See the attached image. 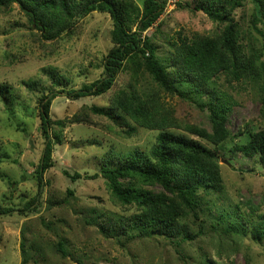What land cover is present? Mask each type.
<instances>
[{
	"label": "rangeland",
	"instance_id": "1",
	"mask_svg": "<svg viewBox=\"0 0 264 264\" xmlns=\"http://www.w3.org/2000/svg\"><path fill=\"white\" fill-rule=\"evenodd\" d=\"M134 1L142 5L144 0ZM196 1L167 0L164 14L143 34L172 74L177 71V47L222 30L204 11L194 10ZM254 12L255 4L248 2L236 16L246 31L244 42L259 48L263 38L251 27ZM112 28L108 14L93 12L71 33L50 41L31 29L18 3L0 8V85H10L19 97L14 104L9 94L4 98L0 92V206L23 211L39 194L35 171L44 140L39 131L40 95L52 90L55 78L66 79L69 89L99 79L113 45ZM136 28L134 24L132 29ZM125 67L104 95L76 99L59 92L53 100L51 131L59 139L52 155L54 166L44 174L45 185L32 210L0 216V264H21L22 242L28 264H264V239L252 237L254 224L264 214V160L248 158L235 148L247 143L251 131L264 130L260 80L254 83L253 75L239 81L222 75L218 80L216 87L231 106L226 124L231 136L211 146L187 130L198 126L213 131L207 94L179 84L170 95L147 74L138 81L140 70L137 73L133 63ZM134 85L161 105L159 112H169L175 122L171 130L212 147L221 165V188L204 196L198 219L205 221L207 234L179 249L165 238L133 235L124 224L130 223L137 207L120 202L101 176L102 165L118 161L117 154L147 151L156 142L159 130L140 128L122 112L113 111L110 117L92 109L112 111L114 97ZM65 171L81 178L74 181ZM147 188L161 191L158 186ZM189 222L196 233L198 226Z\"/></svg>",
	"mask_w": 264,
	"mask_h": 264
},
{
	"label": "trees",
	"instance_id": "2",
	"mask_svg": "<svg viewBox=\"0 0 264 264\" xmlns=\"http://www.w3.org/2000/svg\"><path fill=\"white\" fill-rule=\"evenodd\" d=\"M248 2L255 4L251 27L263 38L259 48L244 42L247 39L244 34L246 31L237 21V10H243ZM13 3H18L24 11L31 29H37L45 40L50 41L71 33L82 18L93 12L108 14L113 23V45L104 58L103 73L99 79L83 83L79 89H69L66 79L55 78L52 90L48 89L47 94L40 95L39 131L44 140L35 171L39 194L25 204L23 211L0 206V216L32 210L42 194L44 174L54 166L52 155L59 142L51 131L54 122L51 107L59 92L76 99L104 95L113 88L120 72L125 71L126 64L133 63L134 70L137 73L140 70L138 81L147 74L170 95L176 93V85L180 84L196 87L201 94L210 97L213 131L198 126H189L187 130L211 146L222 144L231 136L226 126L231 106L223 92L216 87L221 76L231 75L239 81L253 75L254 83L260 80L259 89L264 93V0H197L194 10L204 11L210 19L220 24L222 30L214 37H195L177 47L180 52L174 61L177 69L174 74L162 65L150 39L143 38L144 32L164 14L167 0H144L142 5L134 0H0V8ZM134 24L136 30L132 29ZM28 87L37 90L35 86ZM129 88L124 95L114 97L112 111L107 112L99 107L92 109L110 117H113V111L122 112L140 128L159 130L156 142L147 151L135 149L126 154H117L118 161L110 159L102 165L101 176L120 202L137 207L138 211L128 221L130 223L124 224L133 235L165 238L179 249L194 237L207 234L205 221L200 222L198 219L204 196L221 188V165L212 147L171 130L175 122L169 112H159L161 105L151 99L145 90L135 85ZM0 92L2 97L3 94L4 98L9 94L14 100L12 103H18L19 97L10 85L2 83ZM60 124L64 122L60 121ZM235 148L248 158L260 156L264 160V130L251 131L247 143ZM65 174L74 181L81 178L78 173L71 175L65 171ZM156 186L161 191L147 188ZM190 219L198 226L196 233L191 229ZM252 237L259 241L264 239V214L254 224ZM21 248V264H28L29 255L24 242Z\"/></svg>",
	"mask_w": 264,
	"mask_h": 264
}]
</instances>
